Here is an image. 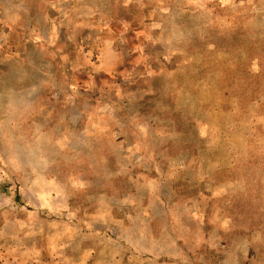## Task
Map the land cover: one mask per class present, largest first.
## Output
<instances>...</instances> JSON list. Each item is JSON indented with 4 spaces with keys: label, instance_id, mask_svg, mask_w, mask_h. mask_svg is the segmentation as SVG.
<instances>
[{
    "label": "rangeland",
    "instance_id": "374dc122",
    "mask_svg": "<svg viewBox=\"0 0 264 264\" xmlns=\"http://www.w3.org/2000/svg\"><path fill=\"white\" fill-rule=\"evenodd\" d=\"M0 264H264V0H0Z\"/></svg>",
    "mask_w": 264,
    "mask_h": 264
}]
</instances>
